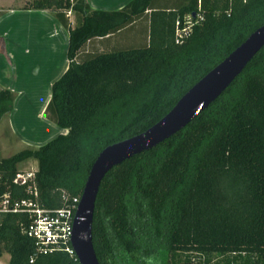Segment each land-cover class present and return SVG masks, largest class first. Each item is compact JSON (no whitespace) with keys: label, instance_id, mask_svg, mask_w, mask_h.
I'll return each instance as SVG.
<instances>
[{"label":"trees","instance_id":"obj_1","mask_svg":"<svg viewBox=\"0 0 264 264\" xmlns=\"http://www.w3.org/2000/svg\"><path fill=\"white\" fill-rule=\"evenodd\" d=\"M167 1L130 0L113 11L93 10L88 0L26 1L22 9L47 10L68 32V67L52 83L43 114L66 133L0 157V192L27 196L12 179L17 164L32 158L41 206L66 205L62 197L80 196L103 148L155 124L264 23V0H200L203 20L176 45L175 21L198 12V0ZM147 10L144 44L99 49ZM14 97L0 88V120ZM27 223L21 214L0 217L7 264H77L62 251L30 262ZM92 242L100 264H191L193 257L199 264H264V46L184 128L105 175Z\"/></svg>","mask_w":264,"mask_h":264},{"label":"crops","instance_id":"obj_2","mask_svg":"<svg viewBox=\"0 0 264 264\" xmlns=\"http://www.w3.org/2000/svg\"><path fill=\"white\" fill-rule=\"evenodd\" d=\"M26 1L0 0V88L15 93L13 108L4 120L7 132L19 145L39 147L66 133L43 114L52 83L68 67V32L47 10L22 9ZM129 1L88 0V4L93 10L113 11L122 9ZM185 1L169 0L167 5L172 7ZM149 11L106 38L105 46L99 45V49L144 44Z\"/></svg>","mask_w":264,"mask_h":264},{"label":"water","instance_id":"obj_3","mask_svg":"<svg viewBox=\"0 0 264 264\" xmlns=\"http://www.w3.org/2000/svg\"><path fill=\"white\" fill-rule=\"evenodd\" d=\"M263 46L264 23L194 83L155 124L100 151L89 170L73 218L71 245L80 264H100L92 242V223L105 175L124 160L155 147L184 128L225 91Z\"/></svg>","mask_w":264,"mask_h":264},{"label":"built area","instance_id":"obj_4","mask_svg":"<svg viewBox=\"0 0 264 264\" xmlns=\"http://www.w3.org/2000/svg\"><path fill=\"white\" fill-rule=\"evenodd\" d=\"M202 20L200 0H198V12L193 16L184 15L176 19L174 43L183 44L190 37L193 26ZM35 172H19L12 179V183L24 188L26 197L16 196L8 187L0 192V217L3 214H21L27 217L28 223L22 231L33 241L34 253L29 259L30 262H33L37 256L62 251L80 264L71 245L73 218L80 196L71 199L66 195L63 196V200L67 203L60 208L50 209L41 206ZM2 257L0 264H6L1 260Z\"/></svg>","mask_w":264,"mask_h":264},{"label":"rangeland","instance_id":"obj_5","mask_svg":"<svg viewBox=\"0 0 264 264\" xmlns=\"http://www.w3.org/2000/svg\"><path fill=\"white\" fill-rule=\"evenodd\" d=\"M66 16L68 19L69 18L71 19L69 20L71 26H74L75 24L74 13L72 11H67ZM6 115L7 114H4L2 119L0 120V157L1 156L10 157L13 154L17 153L18 151L22 150L24 147H26L21 144L19 145V142L15 140V138L11 136L9 132H7L5 128ZM36 169H37V162L35 159L32 158L23 160L17 164V173L19 172L28 173L29 171H36ZM8 258H9L8 255H4V257H2L1 260L7 264L9 260ZM218 259L219 258H217L215 262H212V264L218 263L217 262L219 261ZM199 260H200L199 258L193 257L191 264H199Z\"/></svg>","mask_w":264,"mask_h":264},{"label":"bare ground","instance_id":"obj_6","mask_svg":"<svg viewBox=\"0 0 264 264\" xmlns=\"http://www.w3.org/2000/svg\"><path fill=\"white\" fill-rule=\"evenodd\" d=\"M44 98H45V97H44ZM46 99H47V98H46ZM44 100H45V99H44ZM45 101H46V100H45ZM40 102H41V101H40ZM42 102H44L43 99H42ZM42 102H41V103H42ZM18 103H19V102H18ZM45 103H46V102H45ZM16 104H17V103H16ZM42 105H43V104H42Z\"/></svg>","mask_w":264,"mask_h":264}]
</instances>
